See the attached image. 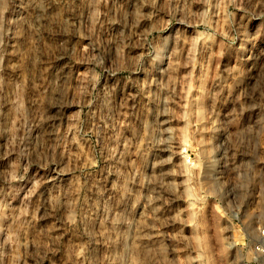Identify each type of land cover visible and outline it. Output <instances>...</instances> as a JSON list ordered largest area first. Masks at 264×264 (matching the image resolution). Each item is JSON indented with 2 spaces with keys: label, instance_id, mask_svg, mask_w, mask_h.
Listing matches in <instances>:
<instances>
[{
  "label": "rangeland",
  "instance_id": "obj_1",
  "mask_svg": "<svg viewBox=\"0 0 264 264\" xmlns=\"http://www.w3.org/2000/svg\"><path fill=\"white\" fill-rule=\"evenodd\" d=\"M0 264H264V0H0Z\"/></svg>",
  "mask_w": 264,
  "mask_h": 264
},
{
  "label": "built area",
  "instance_id": "obj_2",
  "mask_svg": "<svg viewBox=\"0 0 264 264\" xmlns=\"http://www.w3.org/2000/svg\"><path fill=\"white\" fill-rule=\"evenodd\" d=\"M189 160V159H188ZM190 161V160H189Z\"/></svg>",
  "mask_w": 264,
  "mask_h": 264
}]
</instances>
